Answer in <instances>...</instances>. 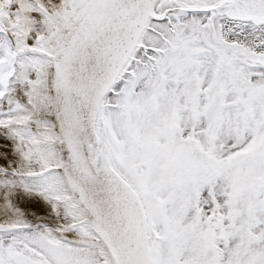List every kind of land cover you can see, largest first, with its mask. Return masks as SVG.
Instances as JSON below:
<instances>
[{
  "label": "snow or ice",
  "instance_id": "6c2138e0",
  "mask_svg": "<svg viewBox=\"0 0 264 264\" xmlns=\"http://www.w3.org/2000/svg\"><path fill=\"white\" fill-rule=\"evenodd\" d=\"M0 264H264V0H0Z\"/></svg>",
  "mask_w": 264,
  "mask_h": 264
}]
</instances>
